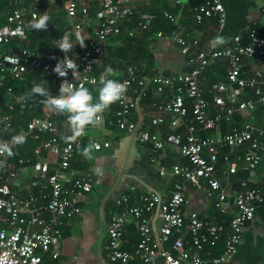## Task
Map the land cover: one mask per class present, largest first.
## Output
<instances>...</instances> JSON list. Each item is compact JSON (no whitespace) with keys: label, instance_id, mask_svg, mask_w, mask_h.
I'll return each instance as SVG.
<instances>
[{"label":"built area","instance_id":"1","mask_svg":"<svg viewBox=\"0 0 264 264\" xmlns=\"http://www.w3.org/2000/svg\"><path fill=\"white\" fill-rule=\"evenodd\" d=\"M12 1L15 0H4ZM54 2L32 0L29 9L13 6L5 15V24L0 26V103L8 110V114L0 118V144L8 143L13 153H19L27 142H38L30 157L18 155V168L9 162L6 152L0 151V264H45V256H58L63 226L79 212L83 197L93 190L90 174L73 176L71 173L72 158L82 147V138L72 140L69 139L72 133L63 135L54 112L33 116L24 127L12 124V113L18 106L26 107L28 101L16 98L11 84L23 83L27 76H33L52 82L55 96L65 82L75 87L98 89L100 75L95 74L94 68L104 56L108 40L122 33L135 40L159 17L174 27L180 22L179 16L166 10L140 15L115 0H65L64 19L74 37L82 35L92 8L97 7V10L93 38L84 40V47L77 45L72 57L67 58L77 64L80 74L74 79L68 72L67 81H61L52 71L57 64L45 60L40 47L31 46L26 33L35 17L47 14L46 9L39 7ZM167 2L182 5L181 0ZM190 13L198 26L212 18L216 19L219 30L226 25L227 16L221 0H201ZM134 20V27L128 29L126 24ZM42 32L44 30L37 32L38 37ZM248 39L250 43L246 46L237 36L229 48L192 55L191 49L198 46V40L190 34L176 33L174 42L180 54L187 58L189 67V72L183 75L147 77L126 61L123 62L125 76L121 79L106 69V78L124 83L126 92L116 101V110L109 106L97 115L95 125L104 124L119 130L141 144L151 145L155 152L173 147L185 160L183 165H174L171 169V176L183 182L177 181L167 198L156 193L135 197V188L131 187L116 201L118 212L108 225L104 247L109 264H151L157 258H161L163 264H228L233 260L243 229L256 219L258 209L264 207V190L240 180V190L232 194L230 187L223 186L216 177L220 160L226 167L224 175L232 177L238 172L236 164L241 162L247 171L253 172L264 159V129L254 123L235 121V116L244 117L256 107H264V70L255 69L248 77H244L243 72L244 60L264 61V39L254 32L249 33ZM220 61L226 62V82H214L205 90L206 70ZM148 91L156 99H164V102L157 100L152 104L158 116L150 120V126L158 128L168 117L173 132L165 138L141 130L130 119L138 106L137 100L146 97ZM32 94L36 100L40 98ZM223 124L226 125L225 133L222 132ZM204 132L211 135H199ZM90 145L95 152L110 147L108 142L93 140ZM225 150L229 153L225 154ZM25 168L32 171L30 182L16 192L12 186H20L21 170ZM159 174L166 176L167 172L161 168ZM202 183L220 214L227 215L231 205L235 208V216L227 226L203 220L195 213L187 220L184 218L185 184L198 188ZM157 213L161 221L159 230L153 225ZM130 224L138 236L131 251L124 247L125 228ZM221 241L222 253L212 257L206 248Z\"/></svg>","mask_w":264,"mask_h":264},{"label":"crops","instance_id":"2","mask_svg":"<svg viewBox=\"0 0 264 264\" xmlns=\"http://www.w3.org/2000/svg\"><path fill=\"white\" fill-rule=\"evenodd\" d=\"M181 1L182 5L177 6L167 2V0H117L116 2L120 5L126 4L140 15L157 14L166 10L179 16L180 22L177 27H174L173 31L170 29L165 32H158L156 27H151L148 31L138 35L135 40L129 39L125 33H122L119 37L111 38L105 45L106 51L99 65L94 68L95 74H105L106 69L109 68L112 70L110 72L112 75L121 79L125 76L124 61L127 64L136 66L140 73L147 77H169L187 74L189 72L187 58L180 54L179 47L174 42L176 33L190 34L198 40V46L191 49L192 55L200 51L209 52L229 48L233 45V40L237 36L241 38V44L246 46L250 43L248 39L250 32H254L258 37L264 39V14H262L264 0H221L227 16L226 25L221 30L217 28L215 18L206 20L202 26L195 24L190 10L200 4L201 0ZM51 7L53 6L47 5L39 8L46 9L51 20L57 19L62 13L64 17L63 7L60 14L59 11L55 12L53 8L50 9ZM96 10L97 7L92 8L89 19L84 25L82 37H85V41L93 38L96 28ZM5 15L0 14V23L1 19H5ZM135 23L134 20L126 26L130 29L134 27ZM52 27L57 37L61 38V40H58L60 43L64 38L63 32L58 24H54ZM48 31L49 26L42 33ZM217 36L223 37L225 42L222 45L213 46L211 42ZM72 37L75 39L73 35ZM129 40L132 41V48L128 46ZM76 47L77 45L74 46V49ZM39 50L42 53L41 47ZM73 52L68 58L72 57ZM117 53L122 54L121 58L126 56V59H118ZM255 69L264 70V61H243L244 77H248ZM214 82H226V62H216L206 70L204 74L205 90H209ZM53 88L51 82L48 90L54 98ZM89 91L93 95V102H95L97 90L89 88ZM16 98L20 99L18 96ZM207 98L211 101L209 95H207ZM157 100L158 102H164L163 98L156 99L151 92L143 99L137 100L138 106L131 113L130 119L138 124L141 130H149L165 138L173 132L169 128L168 117L165 118L164 125L158 128L150 126V120L158 116V113L152 107V104ZM110 107L116 110L117 102L112 103ZM29 108L32 110L33 106L30 105ZM260 108L256 107L254 111L247 113L244 117L235 116V121L254 123L258 128L264 129V117H262L263 114H260ZM50 112L53 111L46 108L45 102H43L41 113L37 116H44V114ZM23 113H26L25 108L18 106L16 111L12 113V124H14L15 117L19 119ZM6 114H8V110L0 103V118ZM69 115L65 113L57 116L63 135L72 133L69 125ZM189 115H192L191 109ZM225 130L226 125L224 127L222 125V132L225 133ZM180 131H183V128H180ZM199 135L207 137L211 133L204 132ZM80 137L83 145L73 155L71 173L73 176L90 174L93 178V190L83 197L79 212L63 226L58 256H45V264H109L104 253V247L107 243L108 225L112 217L118 212L115 206L116 201L122 195L128 193L131 187L135 188V197L142 194L156 193L165 199L169 196V192L177 181L183 182L177 177L171 176V169L174 165L185 163V160L179 157L177 150L173 147L167 146L155 152L151 145L141 144L133 137L104 124L86 126L84 134ZM91 140L101 143L108 142L110 147L100 152H95L92 149L90 158L86 157L82 155V151L90 146ZM35 143L29 141L26 145L31 148L35 146ZM226 151L225 154L229 153ZM20 154L27 155L28 153L17 152L12 156L17 159ZM9 162L14 167H18L15 164L16 162L12 161L11 156ZM236 167L241 177H226L224 175L226 167L221 161L216 173L218 181L223 186L228 185L232 194L240 190V180H246L250 187L264 190V159L253 172L247 171L241 162L236 164ZM161 168L166 170V176H160L159 170ZM21 174L23 177H21L20 186H12V189L16 192H19L20 188L28 186L32 171L30 168H25L21 170ZM184 187L187 204L183 210V216L186 220L191 213H195L203 220L227 226L232 216H235L236 211L232 205L227 215H222L217 211L214 199H210L206 195L204 183L198 188L189 184H185ZM153 225L155 230H159L161 221L158 213L155 214ZM137 241L138 236L135 227L130 224L124 232L125 249L131 251ZM206 250L211 253L212 257H218L223 250V241L215 246H208ZM138 264L143 263L138 262ZM151 264H163V262L161 258H157ZM228 264H264V207L258 209L256 219L248 223L243 229L241 243L233 260Z\"/></svg>","mask_w":264,"mask_h":264},{"label":"clouds","instance_id":"3","mask_svg":"<svg viewBox=\"0 0 264 264\" xmlns=\"http://www.w3.org/2000/svg\"><path fill=\"white\" fill-rule=\"evenodd\" d=\"M50 17L43 13L35 17L31 23L30 28L33 30H46ZM80 47H84V39L81 34L75 37ZM224 38L217 36L212 40V45H222ZM59 52L65 56L70 55L74 51L71 35H65L63 40L57 47ZM53 74L61 81H67L68 72L72 73L75 79L80 72L77 70V65L73 63L72 59H65L62 63L52 70ZM108 69L107 72H111ZM100 87L97 90V97L93 102V95L88 88L83 85L75 87L72 83L65 82L61 85L60 91L54 98L50 95L48 87L44 84H34L32 92L38 94L39 97L45 98V107L53 111L57 116L65 113L69 115V125L72 136L69 139L75 140L84 134L86 126L94 125L98 114L104 112L112 103L118 101L121 96L126 92L124 83L116 79L106 78V73L100 75ZM22 139V138H20ZM93 146L90 145L83 149L82 155L89 157L92 152ZM0 151L6 152L12 156V148L8 143L0 144Z\"/></svg>","mask_w":264,"mask_h":264},{"label":"trees","instance_id":"4","mask_svg":"<svg viewBox=\"0 0 264 264\" xmlns=\"http://www.w3.org/2000/svg\"><path fill=\"white\" fill-rule=\"evenodd\" d=\"M115 1H117V0H115ZM31 3H32V0H15L12 2H4V0H0V14L1 13L6 14L10 10V8L13 6L23 7L25 9H29V7L31 6ZM62 3H63V0H58V6H60V7L63 6ZM139 19L140 18L138 17L137 20H139ZM4 24H5V19L4 20L1 19L0 26H2ZM151 27H153V28L156 27V31H158V32H165V31L170 30V29H171V31L174 30V26L170 22H168L167 20L160 18V17L157 19V21ZM26 33H27L29 40L31 41V46H33V47L40 46L41 50H42V55H43L44 59L47 60L48 62H51L53 64H59V63H62L65 59H67L70 56V55L65 56V55L61 54L59 52V50L57 48H55L59 45L58 40H61V38L57 37L53 28L51 29V31H48L46 33H42V35L40 37H38V35H37V30H35V29L32 30L30 28V26L26 29ZM129 41L130 42L128 43V46L131 47L132 41L131 40H129ZM72 43H73V46H75L77 43L73 37H72ZM125 52H126V50H125ZM116 56H118V59H120V60L126 59V56H125V58H121L122 54H120V53H117ZM48 82L49 81H46L44 79H40V78L35 79L33 76H27L23 83L13 82L11 84L12 88H13L14 95L20 97V99H26L28 101V105L26 107L24 106L26 113H23V115H21L19 117V119H17L15 117L14 125L16 127H20V126L24 127L26 124L25 121H29L33 116H36L37 114L41 113L42 103L45 102V98L40 97L38 100H36V97L33 96L31 90H32V86L34 83L44 84L46 86ZM96 90H98V89L95 88V91ZM4 93H5V89L1 91V95L4 96ZM148 93H149V91H148ZM148 93H147V95H148ZM30 105L33 106L32 110L29 108ZM28 112H29V114H28ZM260 114L261 115L263 114L262 117H264V107L260 108ZM224 126H225V124H223V127ZM223 129H225V128H223ZM34 145L37 146L38 142H36ZM34 147L32 146L30 148V147H27V145H26L25 148L21 151V153L22 152L23 153L25 152L26 154L28 153L25 156L30 157ZM11 157H12V161L16 162L15 164L18 166V158L15 159L14 156H11ZM15 168H18V167L15 166ZM237 173L238 174H236L235 176L241 177L239 175V171Z\"/></svg>","mask_w":264,"mask_h":264},{"label":"rangeland","instance_id":"5","mask_svg":"<svg viewBox=\"0 0 264 264\" xmlns=\"http://www.w3.org/2000/svg\"><path fill=\"white\" fill-rule=\"evenodd\" d=\"M55 2H54V4L52 5L53 7H51L50 9H52L53 8V11H55V12H58L59 11V14L62 12H60V10H62V7L63 6H58V0H54ZM62 4H64V1H63V3ZM93 7V6H92ZM54 24H58L59 26H60V29H61V31L63 32V36H65V35H71V37H72V34H71V31H70V29L68 28V26H67V24H66V22H65V19H64V17H63V13L62 14H60V16L56 19V20H51L50 19V22L48 23V26H49V31H51V29L53 28L52 27V25H54ZM50 83L51 82H48L47 83V85H46V88L48 87L49 88V86H50Z\"/></svg>","mask_w":264,"mask_h":264}]
</instances>
